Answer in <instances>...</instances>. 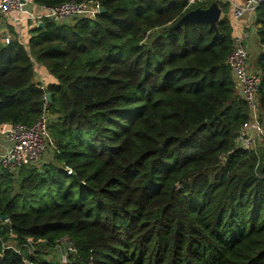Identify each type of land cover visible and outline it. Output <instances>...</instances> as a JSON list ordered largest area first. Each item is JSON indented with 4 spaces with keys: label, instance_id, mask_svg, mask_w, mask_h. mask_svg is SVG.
I'll return each instance as SVG.
<instances>
[{
    "label": "trees",
    "instance_id": "obj_1",
    "mask_svg": "<svg viewBox=\"0 0 264 264\" xmlns=\"http://www.w3.org/2000/svg\"><path fill=\"white\" fill-rule=\"evenodd\" d=\"M67 1L105 13L0 43V127L32 126L46 104L56 144L41 167H0V264H59L37 248L65 237L76 250L65 264H264V150L234 146L248 108L226 64L228 5L33 0ZM213 3L217 32L170 30ZM256 24L264 47V3ZM32 59L55 83L41 87ZM256 67L264 114V52Z\"/></svg>",
    "mask_w": 264,
    "mask_h": 264
},
{
    "label": "built area",
    "instance_id": "obj_2",
    "mask_svg": "<svg viewBox=\"0 0 264 264\" xmlns=\"http://www.w3.org/2000/svg\"><path fill=\"white\" fill-rule=\"evenodd\" d=\"M229 4V21H245L247 25L256 24V11L264 0H243L240 4L227 0ZM101 5L95 1H67L55 7L39 6L33 0H0V14L4 17H12L14 23L21 21L15 15H24L26 20L34 22L38 27L43 21H49L58 25L69 24L80 19H94L100 15ZM258 31V30H257ZM13 40L20 39L10 33L0 38L2 45H8ZM22 43V41H20ZM24 46L27 44L22 43ZM34 64V72L37 75V64ZM226 64L229 66L235 88V98L246 103L248 108V120L236 132L234 138L235 149L252 152L257 155L261 147L264 148V114L260 108L257 97L260 76L248 66V51L243 36L233 33V47ZM37 78L38 75H37ZM42 88L45 86L41 81ZM46 97V96H45ZM44 97V101L47 100ZM44 111L36 123L32 126L5 124L0 127V138L6 145L0 154V167L12 175H17L24 165L41 167L45 162L52 160L56 153V144L49 131L50 116ZM264 150V149H263ZM68 170V169H67ZM70 173V171L68 170ZM28 251L31 254L34 249L33 241L27 240ZM76 255V250L67 237L61 239L55 247L48 251V258L59 264L68 262L71 256Z\"/></svg>",
    "mask_w": 264,
    "mask_h": 264
},
{
    "label": "crops",
    "instance_id": "obj_3",
    "mask_svg": "<svg viewBox=\"0 0 264 264\" xmlns=\"http://www.w3.org/2000/svg\"><path fill=\"white\" fill-rule=\"evenodd\" d=\"M234 3L240 4L243 0H231ZM228 17H229V10H228ZM15 17H20L21 21L19 20L18 23H14L12 17H4L0 14V38L4 36L7 33H10L11 35L17 36L22 43L27 44L28 40L30 39L32 35V30L35 28V24L32 21L26 20L24 15H15ZM233 28V33H238L239 35L243 36L245 43L247 45L251 42H253L256 46L260 48L261 53L264 52V47L260 44L258 36H257V30L258 26L247 25V23L243 20L237 21V22H230ZM259 55L256 57L255 64L257 62V58ZM249 59V56H248ZM38 70H37V75L39 78H37V75L35 73V80L36 81H41L44 86L55 83L54 78L48 74L47 70L43 68L40 65H36ZM248 66L249 68L254 71H257L256 65L250 64L248 60ZM254 67V68H253ZM4 140L0 138V154L4 151L6 145L4 144Z\"/></svg>",
    "mask_w": 264,
    "mask_h": 264
},
{
    "label": "water",
    "instance_id": "obj_4",
    "mask_svg": "<svg viewBox=\"0 0 264 264\" xmlns=\"http://www.w3.org/2000/svg\"><path fill=\"white\" fill-rule=\"evenodd\" d=\"M105 10L102 7L100 15L104 14ZM222 11L217 3L211 4L207 9H195L185 15H183L171 28L170 30L181 29L189 24H200L204 23L209 25L210 30L217 32V24L221 20ZM39 28L43 27V24L38 25ZM47 102H50L51 95L46 94ZM3 220H6L3 218Z\"/></svg>",
    "mask_w": 264,
    "mask_h": 264
},
{
    "label": "rangeland",
    "instance_id": "obj_5",
    "mask_svg": "<svg viewBox=\"0 0 264 264\" xmlns=\"http://www.w3.org/2000/svg\"><path fill=\"white\" fill-rule=\"evenodd\" d=\"M193 2H194V0H190L189 1V4L190 5H192L193 4ZM222 3L223 4H227L228 5V9H229V4H228V1L227 0H222ZM221 18H223V14L221 15ZM74 22V21H73ZM72 23V22H71ZM245 45H246V48H247V51H248V56H249V62H250V64H253V65H256L255 64V61H256V57L258 56V55H260L259 53L261 52V50H260V48L258 47V45L256 46L253 42H251V43H249L248 45H247V43H245ZM254 68V67H253ZM263 147H261V149H262ZM260 149V150H261ZM264 149V148H263ZM263 151V150H262ZM262 151L261 152H259L258 153V155L260 154V153H262ZM35 248H36V246H35ZM37 249H39V250H41L42 252V258H46L47 260H50L49 258H48V254H47V249L45 250V248H44V244H42V243H40V246H38V248ZM31 251V250H30ZM30 251H28L27 253H29Z\"/></svg>",
    "mask_w": 264,
    "mask_h": 264
}]
</instances>
